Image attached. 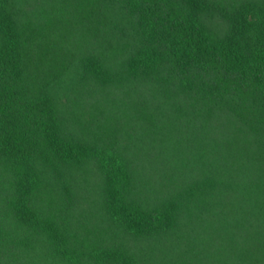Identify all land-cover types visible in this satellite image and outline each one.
Here are the masks:
<instances>
[{"label":"trees","instance_id":"trees-1","mask_svg":"<svg viewBox=\"0 0 264 264\" xmlns=\"http://www.w3.org/2000/svg\"><path fill=\"white\" fill-rule=\"evenodd\" d=\"M0 264H264V0H0Z\"/></svg>","mask_w":264,"mask_h":264}]
</instances>
